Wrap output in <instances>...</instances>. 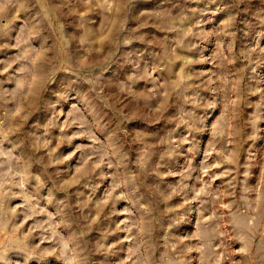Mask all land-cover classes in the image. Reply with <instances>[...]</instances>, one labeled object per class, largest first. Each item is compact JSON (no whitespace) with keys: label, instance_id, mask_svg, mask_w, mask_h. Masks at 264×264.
Returning <instances> with one entry per match:
<instances>
[{"label":"rangeland","instance_id":"1","mask_svg":"<svg viewBox=\"0 0 264 264\" xmlns=\"http://www.w3.org/2000/svg\"><path fill=\"white\" fill-rule=\"evenodd\" d=\"M0 264H264V0H0Z\"/></svg>","mask_w":264,"mask_h":264}]
</instances>
